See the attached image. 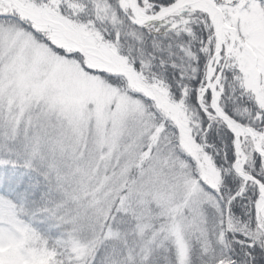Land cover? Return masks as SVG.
Here are the masks:
<instances>
[{"label": "snow or ice", "instance_id": "snow-or-ice-1", "mask_svg": "<svg viewBox=\"0 0 264 264\" xmlns=\"http://www.w3.org/2000/svg\"><path fill=\"white\" fill-rule=\"evenodd\" d=\"M0 264H264V0H0Z\"/></svg>", "mask_w": 264, "mask_h": 264}]
</instances>
